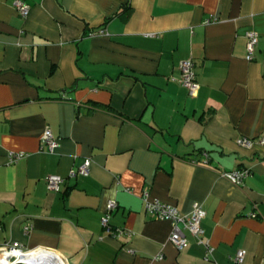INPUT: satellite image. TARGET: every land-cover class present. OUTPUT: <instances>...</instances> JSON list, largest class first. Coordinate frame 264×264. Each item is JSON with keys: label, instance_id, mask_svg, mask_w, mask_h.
Instances as JSON below:
<instances>
[{"label": "crops", "instance_id": "0c3cea01", "mask_svg": "<svg viewBox=\"0 0 264 264\" xmlns=\"http://www.w3.org/2000/svg\"><path fill=\"white\" fill-rule=\"evenodd\" d=\"M15 1L0 0V248L64 264H237L243 248L242 264H264V0H25L26 17ZM188 57L195 97L180 82ZM87 157L90 174L69 176ZM238 167L251 170L242 185L221 175ZM145 191L185 214L201 203L211 255L189 231L179 250ZM111 199V224L131 236L103 228Z\"/></svg>", "mask_w": 264, "mask_h": 264}, {"label": "built area", "instance_id": "2783aa9c", "mask_svg": "<svg viewBox=\"0 0 264 264\" xmlns=\"http://www.w3.org/2000/svg\"><path fill=\"white\" fill-rule=\"evenodd\" d=\"M15 6L19 10L22 16L26 17L31 9V5L25 0H16ZM215 18L211 17L206 19V22H212ZM104 29L91 31V35L105 34ZM247 35V59L254 60L256 58V51L260 40V34L254 30L249 29L246 32ZM180 82L188 89L189 94L192 97L198 95L200 91V83L197 80V74L195 70V61L193 57L183 59L180 63ZM238 144L244 147H252L255 143L254 139L248 137L238 138ZM260 143H264V138L260 140ZM41 145L43 149L49 152H54L58 146V138L50 128H47L42 137ZM25 154L23 152H10L9 161L16 162L22 158ZM195 161V160H194ZM92 159L87 157L76 168L70 171L71 177H77L79 175H89L91 171ZM251 170L247 167H238L235 169L222 170L221 175L236 185H242L246 178L249 177ZM66 178L59 174H50L47 177L48 188L50 191L59 192L62 190V186L65 183ZM145 210L152 217L157 219H168L172 223V231L170 233V241L179 249L182 250L188 246L189 240L186 231H189L195 235L200 243L206 246L207 257L212 253L209 240L205 237V230L203 227V220L206 217V210L199 202L193 204L190 213H182L180 210L168 203L160 200H152L149 198L148 192H144ZM117 207V201L111 199L107 203V208L102 216L101 224L103 228L113 236H120L126 234L131 236L132 232L125 229H114L111 224V217L113 211ZM255 216L256 213H253ZM30 229V226L27 227ZM246 256V250L241 248L237 251L235 261L237 264H242ZM0 264H64L63 260L50 250L44 248L27 249L19 241H14L0 248Z\"/></svg>", "mask_w": 264, "mask_h": 264}]
</instances>
